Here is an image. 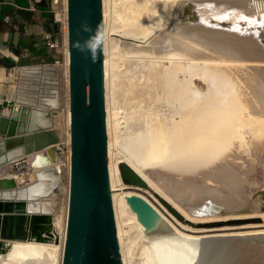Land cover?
Listing matches in <instances>:
<instances>
[{
  "label": "bare ground",
  "instance_id": "bare-ground-1",
  "mask_svg": "<svg viewBox=\"0 0 264 264\" xmlns=\"http://www.w3.org/2000/svg\"><path fill=\"white\" fill-rule=\"evenodd\" d=\"M187 1L211 2V14L217 13L211 16L221 21L250 16L258 11L252 3L259 2L103 0L108 171L122 261L130 264L131 246L137 243L143 264H264V229L217 233L218 229L214 228L178 227L164 222L158 215L146 218L148 207L137 210L129 202L132 197L145 201L140 193L145 190L128 186L122 166L128 167L135 179H141L142 185L159 194L172 214L177 218L183 215L186 221L194 220L188 210L195 212L196 209H188L192 203L185 206L178 196L173 198L176 192L171 196L172 183L185 185V177L193 176L215 184L218 177L227 179L228 174L231 177L237 170L235 167L249 168L250 174L259 167L264 170V50L252 36L183 21ZM64 4L66 8V0ZM189 12H192L190 7ZM196 12V21L206 25L220 23L212 20L204 8ZM240 20L229 21L230 29L243 28ZM115 37L132 42L121 43ZM119 57L122 66L128 63L124 73L119 70ZM123 74L130 81L120 86L118 81ZM120 88L125 105L123 132L119 124L123 112L119 111L117 100ZM19 99L23 100L21 94ZM23 101L31 103L29 99ZM67 104L65 133L70 146L71 114L69 102ZM40 105L53 112L59 105L58 94L41 101ZM56 128L62 136L64 126L62 128L59 122ZM58 145L31 155L32 160L27 161L29 167L35 164L36 171L48 166L58 168ZM67 163L70 186V152ZM20 165L13 162L1 168L9 166L15 173L24 168ZM10 175L4 178H12L20 185L33 182L31 177L19 183L15 175ZM127 175L131 179L130 174ZM174 186L173 192L177 188ZM67 192L69 201V189ZM177 192L179 194V189ZM263 193L264 189L260 190L251 201L249 210H255L253 215L264 217ZM194 195L197 199L199 193ZM218 207V212L225 214V208L221 212V206ZM197 212L199 210L194 214ZM233 212L232 217H235ZM67 215L68 202L64 216H53L57 241L54 238L50 242L12 241L8 253L0 258V264H62ZM122 218L138 229V241L127 237ZM230 228L220 230H233Z\"/></svg>",
  "mask_w": 264,
  "mask_h": 264
},
{
  "label": "water",
  "instance_id": "water-1",
  "mask_svg": "<svg viewBox=\"0 0 264 264\" xmlns=\"http://www.w3.org/2000/svg\"><path fill=\"white\" fill-rule=\"evenodd\" d=\"M185 4L188 10L183 21L252 36L264 50V29L231 30V23L221 20L206 25L195 20V9L205 3ZM67 15L71 165L62 264H123L108 171L103 0H67ZM53 116L51 110L19 102L8 114H0V168L60 144L62 137ZM122 170L128 182L141 185L128 177H133L128 167ZM60 185L61 175L53 166L37 170L29 184L0 177V258L8 253L12 241L55 239L49 198ZM129 202L137 210L144 204L153 210L138 197Z\"/></svg>",
  "mask_w": 264,
  "mask_h": 264
},
{
  "label": "rangeland",
  "instance_id": "rangeland-1",
  "mask_svg": "<svg viewBox=\"0 0 264 264\" xmlns=\"http://www.w3.org/2000/svg\"><path fill=\"white\" fill-rule=\"evenodd\" d=\"M258 1H259L258 3H255V2L252 3L253 6L255 5L254 9H258V11L257 12L254 11L252 14H250V16L257 15L259 13L261 15L262 19L264 20V0H258ZM257 5H258V7H257ZM58 6L60 7V5H58ZM59 7H58V9H59ZM115 38H117L121 43L132 42L130 40H125V39L120 38V37H115ZM119 59H120V57H119ZM119 62H120L119 70H121L120 72L124 73L128 67V63L126 65L122 66V59H120ZM129 75L132 77L134 75V71L132 70L131 73H129ZM128 81H130V80L127 79L126 76L123 74L121 76V78L119 79L118 84L120 86L121 85L124 86L126 83H128ZM67 95H68V93H67ZM67 95L66 96L63 95L60 97V94H58L59 105H57V107H55V109L53 110L54 113L56 112L54 114V126H55V128L58 127V124L60 122L62 124V128L64 126V128H63L64 131H63V134L61 136L62 137V140H61L62 143H60V145H58V148L56 149V152H57L56 158L58 160L57 165H59L58 168L60 169L59 174L61 173L60 174L61 175V185H60V188L56 191V193L51 198H49V200H50V202L54 208V214L55 215H61V216H64V214L66 213V210H67V202H68V192L67 191L69 189L67 157H68V154L70 152V149H69V144L67 141V136L65 133L67 130L66 125H65L66 111H67L66 108L68 106L67 103L69 102ZM117 100L120 102L119 106L121 107L119 111L123 112V114H121V117L119 120L120 129L122 128V132H123V131H125L124 127L126 124L123 123L124 122L123 116H124L125 105H124V98L121 95V88H120V91H118V93H117ZM29 159L32 160V157H29ZM33 165H35V164H33ZM246 165H249L248 161H247ZM27 166H26V168H23V169L21 168L17 172L14 171L15 173H12L11 168L9 166H6L5 168L1 169L0 172L5 171L6 172L5 175H7V176H11L10 174L15 175V177H16V179H18L19 183H21L23 181H27L31 177H33V181H34L35 180L34 172L36 171V168H35V166H33V167L32 166L29 167V165H27ZM235 169H237V170H235V171L233 170L234 171L233 174H230L231 177L234 176L233 179H231V177H229V174H228L229 179L227 176H225L227 179H225L224 177L223 178L220 177V179H218L219 177L217 178L218 182L216 181V183H218L219 186H217L216 183H215L216 184L215 185L213 183L209 184L208 182H203L202 180H200L199 177H193V176L185 177V185L184 184L178 185V183L175 184V182H174L175 186L178 185V186H176L177 188H174L175 189L174 192H173L174 184L172 183L170 185V188L172 187L171 188L172 191L170 190L171 196H174V195L176 196L173 198L177 199V196H178V199H182L181 200L182 202L185 203L186 201H188L185 204L183 203V205L187 206L189 203H192V204H194V202L196 203L193 206H192V204H190L191 206L188 205V207H187L188 209L189 208L192 209V207H193L194 210L196 209L195 212L199 210V213L197 212L198 214H194L195 212L193 210H191V212H190V210H188L189 213H191V215L194 217V220H192V221H186V219L184 218L183 215L182 216L180 215L181 218H177L174 214H172L166 208V206H165L163 200L161 199L160 195L156 194L153 190L149 189L147 187V185L131 184L128 181H127V184H128V186L141 187L142 189L145 190L143 192H140L141 195L145 199L144 202L147 203L148 206H151V208L154 210V211L149 210V213L147 214L146 218L154 216V215H158L160 218H162V220L164 222H170L173 225L178 226V227H179V225L189 226L190 228L196 229V230L214 228V229H218L217 233H222V232H253L256 230L264 229V227H263L264 226V217L259 216L260 214L258 215L259 217L257 215H253L252 213L255 210H252V211L249 210L250 208H252L251 207L252 206L251 201H252V199H254L253 197H256V195L260 192V190L262 191L264 189V170L261 169V167H259L257 172L250 174L249 168L246 170H242L239 167H235ZM5 175L2 174L0 176L5 177ZM221 178H222V180H221ZM131 180L132 181H135V180L138 181L137 177H136V179L134 177H131ZM229 180H231L230 183H229ZM139 181H141V179H139ZM226 181H228L227 183H229V184H227ZM142 182L143 181H141V183ZM231 182L234 184H232ZM229 185H230V187H229ZM180 187L183 190H181ZM194 187H196V188H194ZM228 187L230 189H228ZM193 188L195 189V191ZM213 188L215 190H213ZM178 189H179V194H181V195L178 194V192H177ZM196 189H197V191H196ZM208 189H210V190H208ZM211 189L213 191H211ZM180 190L182 191V193L185 192V194H182ZM203 190H204V192H203ZM131 191H133V190H131ZM175 192H176V194H174ZM210 192H211L212 196L210 195ZM198 193H199V195H198ZM202 193L203 194L208 193L207 195H210V196L207 197L206 194H205L206 196H204ZM172 194H174V195H172ZM194 194L198 195L197 199H196V196ZM181 196H182V198H181ZM198 197L200 199L201 198L202 199L199 200ZM210 197L213 198V199H211L212 202L210 201V199H208ZM263 197H264V193H263ZM189 198H190L191 202L189 201ZM191 198H193V200ZM196 200H198V201H196ZM213 200H214V203H213ZM216 203H218L219 205ZM205 204L208 206L206 207ZM215 205L217 207H215ZM222 205H223V207H222ZM218 206H221V208H222L221 212L225 208V210L223 212L225 214L226 213L227 214L225 215L223 213H219L220 208ZM146 207L147 206L144 204L143 208L145 210H146ZM201 208H202L203 212L201 211ZM212 208H214V209L212 210ZM226 209H228V210H226ZM204 210L206 213L204 212ZM229 210H231V211H229ZM233 210H234V212H233ZM217 212L219 213V215L217 214ZM228 212H230V213L233 212V215L235 213V215H234L235 217H232V213L230 214ZM238 212L240 213L239 216L236 215V213H238ZM261 212H263V210H261ZM54 214H53V216H54ZM228 214L230 216L226 218V216H228ZM243 214H244V216H240ZM223 217H225V218H223ZM122 224H123V227L127 231V237L131 238V241H133V240L138 241V237H137L138 236V229L135 228L132 225V223L125 222V219H123V218H122ZM227 227H231L230 229H233V230H225V231L220 230L222 228H227ZM60 231H62V230H60ZM136 244L137 243H135L134 245L131 246L132 247L131 254L128 257L129 262H130V264H143V260L141 257V249L138 248L139 246L137 247Z\"/></svg>",
  "mask_w": 264,
  "mask_h": 264
},
{
  "label": "crops",
  "instance_id": "crops-1",
  "mask_svg": "<svg viewBox=\"0 0 264 264\" xmlns=\"http://www.w3.org/2000/svg\"><path fill=\"white\" fill-rule=\"evenodd\" d=\"M57 10L53 0H42L36 5L32 0H0V54L5 62L0 65V114L11 110L17 70L52 61L44 35L60 38ZM2 174L6 172L1 171Z\"/></svg>",
  "mask_w": 264,
  "mask_h": 264
},
{
  "label": "built area",
  "instance_id": "built-area-1",
  "mask_svg": "<svg viewBox=\"0 0 264 264\" xmlns=\"http://www.w3.org/2000/svg\"><path fill=\"white\" fill-rule=\"evenodd\" d=\"M41 1L42 0H32V4L36 5ZM53 3L56 6L60 5V7L58 6L59 9L56 11V19L60 27V38L55 39L51 34L44 35L45 46L51 53L52 61L39 65L22 67L17 70L16 80L12 84L14 101L11 104V108L15 103H25L23 100L28 99L31 100V103H29L30 105L44 108L40 105L41 101H44L56 93L60 94V97L63 95L66 96L68 93L69 100L70 80L69 62L67 63V55L69 57L67 0L66 8L64 0H53ZM20 94L23 100L19 99ZM27 161L28 159L24 157L16 160L15 163L17 165L21 164L25 168L28 165Z\"/></svg>",
  "mask_w": 264,
  "mask_h": 264
},
{
  "label": "trees",
  "instance_id": "trees-1",
  "mask_svg": "<svg viewBox=\"0 0 264 264\" xmlns=\"http://www.w3.org/2000/svg\"><path fill=\"white\" fill-rule=\"evenodd\" d=\"M4 64H5V62L3 61L1 54H0V65H4Z\"/></svg>",
  "mask_w": 264,
  "mask_h": 264
}]
</instances>
